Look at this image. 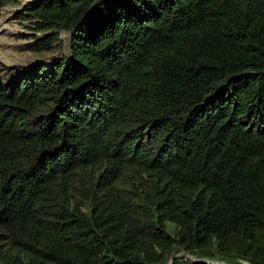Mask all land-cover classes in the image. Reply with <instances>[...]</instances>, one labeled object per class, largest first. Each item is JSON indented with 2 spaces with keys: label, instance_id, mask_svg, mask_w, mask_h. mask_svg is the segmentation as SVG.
I'll return each mask as SVG.
<instances>
[{
  "label": "trees",
  "instance_id": "trees-1",
  "mask_svg": "<svg viewBox=\"0 0 264 264\" xmlns=\"http://www.w3.org/2000/svg\"><path fill=\"white\" fill-rule=\"evenodd\" d=\"M24 14L76 26L47 70L0 82V264H264V0Z\"/></svg>",
  "mask_w": 264,
  "mask_h": 264
},
{
  "label": "rangeland",
  "instance_id": "rangeland-1",
  "mask_svg": "<svg viewBox=\"0 0 264 264\" xmlns=\"http://www.w3.org/2000/svg\"><path fill=\"white\" fill-rule=\"evenodd\" d=\"M41 0H29L26 4H22L19 0H14L13 3L6 5L1 10L0 18L4 16V9L7 8H17V12L13 14L12 19L18 23V26L23 29V32L15 36V46H9L5 49L8 55V59L11 60V63L5 62L4 60L0 61V82L7 88L10 89L19 81L22 77L28 74H37L39 69L44 67V70H47L48 67L56 60L65 56L70 47V38L73 33L74 27L76 26V21L71 20L69 22L63 23L56 29L53 30H37L34 29L35 24L34 20L24 18L26 9L28 7H33L38 4ZM19 6V7H18ZM22 6V7H21ZM23 8V9H22ZM20 9V10H19ZM19 10V11H18ZM76 20V19H75ZM51 33L58 34L59 39L52 43L51 49L48 51H43L40 53H35L27 49V47L37 40H43L47 35ZM10 50V51H9ZM15 59V60H14ZM20 59V60H19ZM18 60V61H17ZM8 64V65H7ZM22 64V65H21ZM72 194H75V190H71ZM169 231L172 232V225L168 224ZM185 253L179 251H173L168 254L165 264H169L171 257L183 256ZM187 254V253H186ZM189 254V253H188ZM178 255V256H174ZM191 255V254H189ZM193 261H197L196 258H190ZM218 258L216 260H208V264H222L221 262L226 261L227 259L214 256ZM203 260V259H202ZM229 260V259H228ZM217 262V263H216ZM238 262V261H235ZM240 263V261L238 262Z\"/></svg>",
  "mask_w": 264,
  "mask_h": 264
},
{
  "label": "bare ground",
  "instance_id": "bare-ground-1",
  "mask_svg": "<svg viewBox=\"0 0 264 264\" xmlns=\"http://www.w3.org/2000/svg\"><path fill=\"white\" fill-rule=\"evenodd\" d=\"M19 1H21L22 4H26L27 2H29V0H19ZM16 12H17V8L4 9V13H3L4 16L0 18V61L4 60L5 62L11 63V60L8 59V55L10 52L7 53L4 50L9 48L10 45L15 46L16 43L13 38L18 34L20 35V33H22L24 29V28L21 29L18 26V23L12 19L13 14Z\"/></svg>",
  "mask_w": 264,
  "mask_h": 264
},
{
  "label": "water",
  "instance_id": "water-1",
  "mask_svg": "<svg viewBox=\"0 0 264 264\" xmlns=\"http://www.w3.org/2000/svg\"><path fill=\"white\" fill-rule=\"evenodd\" d=\"M54 32V31H53ZM183 253H185V254H183V255H185L186 257L187 256H190V258H193V256L192 255H189L188 253L186 254V252H183ZM174 256H178V255H174ZM193 259H196L197 261H199V262H203V263H208V261L207 260H202V259H198V258H193ZM169 264H173V256L171 257V259H170V261H169Z\"/></svg>",
  "mask_w": 264,
  "mask_h": 264
},
{
  "label": "crops",
  "instance_id": "crops-1",
  "mask_svg": "<svg viewBox=\"0 0 264 264\" xmlns=\"http://www.w3.org/2000/svg\"><path fill=\"white\" fill-rule=\"evenodd\" d=\"M236 260H226V261H224V262H221L222 264H249L248 262H245V261H240V263H238V262H235ZM217 263V262H216Z\"/></svg>",
  "mask_w": 264,
  "mask_h": 264
}]
</instances>
